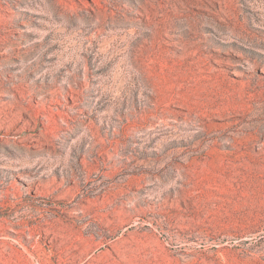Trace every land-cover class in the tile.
Masks as SVG:
<instances>
[{
    "label": "rangeland",
    "instance_id": "1",
    "mask_svg": "<svg viewBox=\"0 0 264 264\" xmlns=\"http://www.w3.org/2000/svg\"><path fill=\"white\" fill-rule=\"evenodd\" d=\"M0 264H264V0H0Z\"/></svg>",
    "mask_w": 264,
    "mask_h": 264
},
{
    "label": "bare ground",
    "instance_id": "2",
    "mask_svg": "<svg viewBox=\"0 0 264 264\" xmlns=\"http://www.w3.org/2000/svg\"><path fill=\"white\" fill-rule=\"evenodd\" d=\"M188 13H189V14H192V13H193L192 10H191L190 8H188Z\"/></svg>",
    "mask_w": 264,
    "mask_h": 264
}]
</instances>
